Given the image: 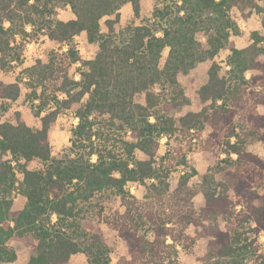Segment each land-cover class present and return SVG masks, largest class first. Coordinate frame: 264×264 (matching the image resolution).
<instances>
[{"label":"trees","instance_id":"obj_1","mask_svg":"<svg viewBox=\"0 0 264 264\" xmlns=\"http://www.w3.org/2000/svg\"><path fill=\"white\" fill-rule=\"evenodd\" d=\"M237 1L164 0L152 20L117 31L120 8L129 4L138 18L141 0H0V70L19 64L25 45L40 34L63 46L85 33L98 49L80 81L69 74L78 61L70 48L25 69L31 102L48 106L40 128L20 115L14 123L0 122V264L16 259L13 241L32 253L27 264H70L76 254H84L86 264H108L104 224L126 243L119 264H183L179 248L189 250L196 240L187 233L190 226L208 237L205 264H264L257 242L264 233V197L254 199L253 192L264 189V157L247 149L260 143L264 150V37L253 32L248 47L235 46L229 12ZM249 1L261 3L264 29V0ZM60 6H69L74 18L57 20ZM222 49L230 54L227 75L211 66L199 91L200 110L177 127L172 110L185 104L178 76ZM20 93V82L0 80L1 102L16 101ZM86 95L71 129L74 158L54 160L49 131L62 110ZM140 96L143 103L136 101ZM162 137L180 139L173 155L159 156ZM205 150L225 155L214 173L235 175L236 200L209 192L195 208L188 184L196 171H182L174 188L168 176L185 166L188 153ZM7 154L11 159H3ZM34 160L45 167L29 169ZM15 170L26 200L21 210H13L10 197ZM130 185L142 188L140 196ZM109 203L120 208L111 217L105 215ZM212 215L224 219V229L205 225ZM240 217L253 234L241 245Z\"/></svg>","mask_w":264,"mask_h":264},{"label":"rangeland","instance_id":"obj_2","mask_svg":"<svg viewBox=\"0 0 264 264\" xmlns=\"http://www.w3.org/2000/svg\"><path fill=\"white\" fill-rule=\"evenodd\" d=\"M164 0H141V14L134 17L129 4L123 5L120 10V21L115 25L117 31H121L128 26H137L143 24L148 20H152L154 11L160 9ZM261 6L260 2L249 0H238L229 12L230 18L234 23L233 34L231 40L234 41L238 49L248 47L252 42V33L257 32L260 36L264 37V29L262 28V14L258 7ZM57 20L68 21L74 18L73 13L69 6H60L55 16ZM114 18V16H110ZM103 22V20H102ZM264 43V42H263ZM262 43V44H263ZM72 49L78 58V61L71 65L69 74L74 77L75 81H80V73L85 71L88 67V62L93 60L97 54V46L88 42L86 34L82 33L73 38L67 45L60 46L55 41H50L48 38L40 34L35 36L30 43L26 44L22 50L21 62L19 64L12 63L10 68L6 71L0 70V80L5 83L20 82L21 93L16 101H0V122L10 121L14 123L16 115L25 121V123L34 129L40 128V117L43 116L48 109L39 100L34 103L30 100V89L26 86L27 75L25 69L36 64L37 61L44 63L48 62L55 54L65 52L67 49ZM168 51L164 50L161 55L160 63L163 64L167 58ZM229 52L225 49L220 50L212 58L198 62L188 73L180 74L178 76L179 84L185 96V104L172 110L171 116L177 127L183 116L188 113H195L200 110L201 104L199 101V91L201 87L206 84L208 80V72L213 64L218 68L220 76H226L229 67ZM250 74L246 75L249 78ZM89 96L86 95L80 102H75L69 109L62 110L58 115L55 125L49 131V142L51 147V157L54 160H59L63 163L66 160L74 158L70 152L71 147V129L77 125L78 118L77 112L88 101ZM136 101L143 103V96L137 97ZM206 133L204 134V137ZM178 137H172L167 140L166 137L161 138V147L159 156H166L167 154L173 155V149L179 142ZM195 141V140H193ZM182 145H185L183 140ZM247 149L261 158L264 157V150L260 143H253L247 146ZM138 159H143L142 154H137ZM224 154H220L218 150L215 151H195L188 153L185 157V166L180 168V171L174 170L168 176V181L171 188L177 185L178 178L183 172L186 174H195L190 178L189 187L192 191V203L195 208H200L204 205L207 198V193L214 192L216 194L226 195L236 200L234 194V185L236 184L235 175L230 174H215L214 166L217 161L224 158ZM234 157V156H233ZM3 159H11L9 154L4 156ZM15 163L13 162V165ZM27 167L31 170H41L45 165L34 160L28 163ZM21 181L22 177L16 176L15 190L10 195L14 201L13 209H21L25 204V198L21 195ZM132 193L140 196L141 187L130 185ZM254 199L257 197H264V189H253ZM246 197H251L249 193L244 192ZM17 198V199H16ZM15 199V200H14ZM238 209L240 207H237ZM118 203L107 204L105 215L111 217L113 211L119 210ZM55 220V218H53ZM237 229L240 234L241 244L246 240L253 237L251 233V223L242 217L239 218ZM205 225L210 228H225L226 222L219 215H212L205 222ZM250 225V227H249ZM102 238L108 257V264H119L122 257H127V246L124 241L119 239L116 231L109 225L102 226ZM187 233L191 237H196V240L191 242L189 250H182L179 248L178 258L183 264H205L204 256L207 250L208 237L202 232V228L197 230L190 226ZM199 236H196V235ZM168 242L171 241L168 239ZM258 246L261 251H264V233L257 238ZM12 248L17 251L20 261L28 259L32 253L26 248V245L20 241L11 242ZM12 264V263H8ZM71 264H86V256L83 254L76 255L71 258Z\"/></svg>","mask_w":264,"mask_h":264},{"label":"crops","instance_id":"obj_3","mask_svg":"<svg viewBox=\"0 0 264 264\" xmlns=\"http://www.w3.org/2000/svg\"><path fill=\"white\" fill-rule=\"evenodd\" d=\"M12 165H13V163H12ZM16 171V176H20L21 175V173H19L17 170H15ZM21 177H22V175H21ZM17 199V198H16ZM15 200V199H14ZM13 201V200H12ZM25 203H26V200H25ZM13 204H14V201H13ZM25 205V204H24ZM23 205V206H24ZM23 206H22V208H23ZM12 208H13V206H12ZM21 208V209H22ZM21 209H18V210H21ZM14 210V209H13ZM27 248V247H26ZM29 250V249H28ZM15 251V250H14ZM30 251V250H29ZM15 253H16V259L14 260V261H12V262H7V263H4V264H8V263H12V264H23L21 261H20V259H19V255H18V253H17V251H15ZM76 255H79V254H76ZM76 255H73L72 257H74V256H76ZM84 255V254H83ZM71 257V258H72ZM29 258H30V256L28 257V259H26L25 261H24V264H27L28 263V261H29ZM70 264H71V259H70Z\"/></svg>","mask_w":264,"mask_h":264}]
</instances>
